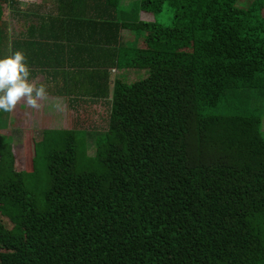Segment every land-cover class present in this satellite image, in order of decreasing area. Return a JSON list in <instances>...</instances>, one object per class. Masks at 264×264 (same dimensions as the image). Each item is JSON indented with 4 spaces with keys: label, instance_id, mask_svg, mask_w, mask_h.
<instances>
[{
    "label": "trees",
    "instance_id": "16d2710c",
    "mask_svg": "<svg viewBox=\"0 0 264 264\" xmlns=\"http://www.w3.org/2000/svg\"><path fill=\"white\" fill-rule=\"evenodd\" d=\"M121 1L56 0L47 27L0 0V58L60 79L87 126L111 105L101 175L78 172L73 129L26 139L20 172L0 110V264H264L261 116L205 113L264 93V0Z\"/></svg>",
    "mask_w": 264,
    "mask_h": 264
},
{
    "label": "rangeland",
    "instance_id": "374dc122",
    "mask_svg": "<svg viewBox=\"0 0 264 264\" xmlns=\"http://www.w3.org/2000/svg\"><path fill=\"white\" fill-rule=\"evenodd\" d=\"M22 5L25 6L30 0H20ZM134 0H123V7L126 9L130 7L129 3ZM251 4V0H239L237 5L241 8H247ZM134 7V6H133ZM52 8L48 6V10ZM129 12V11H128ZM4 17L8 19V13L5 10ZM143 18H148L143 16ZM159 22L162 24H169L172 21V12L165 10L159 17ZM33 78L30 76V82L48 85L49 80L39 75L38 78L32 81ZM49 87V85H48ZM239 99L231 106L220 105L214 109L205 111L206 114H252L256 113L261 116V131L264 136V93H256L252 91H243ZM53 94H48V99L43 100L40 103L42 107L37 109L36 116L32 117L34 109L28 107L23 101L17 104V106L10 112H4V119L7 120L6 127L1 131V134L12 142L15 152L18 158V170L24 171L26 167V139L33 138L38 143L42 141L43 136L41 130H44L49 135V138L53 139L62 134L64 130H75L74 136L76 141V156H77V170L78 172H90L97 175L104 173V166L100 162L93 160L95 155V139L96 133L94 129L100 130L101 132L107 129L109 110L111 105L106 103H98L97 106L87 104V108L92 114H97L101 120L94 126H87L85 123L77 121L78 115H81L83 110L82 106L76 109H67L64 107L63 112H59L55 109L50 108V104L53 101H60L63 106L64 102L62 99L52 98ZM55 97V96H54ZM48 117H51L50 120ZM57 117V118H53ZM74 121V122H73ZM89 146V147H88ZM44 145H38L37 143L30 141L28 142V153L33 155V159L42 156V148ZM40 199V198H39Z\"/></svg>",
    "mask_w": 264,
    "mask_h": 264
},
{
    "label": "clouds",
    "instance_id": "9594fccd",
    "mask_svg": "<svg viewBox=\"0 0 264 264\" xmlns=\"http://www.w3.org/2000/svg\"><path fill=\"white\" fill-rule=\"evenodd\" d=\"M30 69L26 56L21 50H15L0 58V110L12 111L21 101L32 109H40L43 100L48 99L46 87L30 82ZM50 108L64 111L63 104L56 100Z\"/></svg>",
    "mask_w": 264,
    "mask_h": 264
},
{
    "label": "crops",
    "instance_id": "0c3cea01",
    "mask_svg": "<svg viewBox=\"0 0 264 264\" xmlns=\"http://www.w3.org/2000/svg\"><path fill=\"white\" fill-rule=\"evenodd\" d=\"M19 1V8L22 11H26V19H27V24L30 25L31 23H35L37 26L40 24H45L48 25L47 27L50 26V23H48V19L52 17V15H54V5L56 4V0H30L25 6L22 5L21 1ZM123 1V0H122ZM121 1V7L122 9L125 8L123 7V3ZM135 1V0H134ZM133 2V1H132ZM132 2L129 3V5L132 4ZM48 6H50L52 9L48 10ZM129 9V8H127ZM141 19L143 18V14H141ZM145 19H150V18H145ZM128 32V31H126ZM125 32V34H126ZM128 35V33L126 34ZM117 73L116 68H112V77L111 80L113 81V78L115 76V74ZM41 75L43 77H45V79L49 80V87L48 85H46V91L47 93H52L53 97L52 98H56L57 99H62L64 102V107L66 106V102L63 96L59 95V92H63V89H61L62 87V82L60 79H58L57 81H53L50 80V78L48 77V70H43L40 67H35V68H31L30 69V76H32L33 80H36L38 78V76ZM30 76H29V80H30ZM55 96V97H54ZM101 103V102H99ZM93 106H97V102L95 103H91ZM67 109H76L79 108V106H66ZM37 111V109H35ZM35 115H33L32 117H34ZM50 120L52 119L51 117H48ZM53 118H57V117H53Z\"/></svg>",
    "mask_w": 264,
    "mask_h": 264
}]
</instances>
